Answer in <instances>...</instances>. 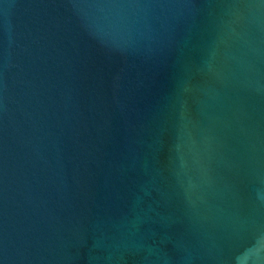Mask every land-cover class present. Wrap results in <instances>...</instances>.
Returning <instances> with one entry per match:
<instances>
[{
    "label": "water",
    "instance_id": "obj_1",
    "mask_svg": "<svg viewBox=\"0 0 264 264\" xmlns=\"http://www.w3.org/2000/svg\"><path fill=\"white\" fill-rule=\"evenodd\" d=\"M0 264H264V0H0Z\"/></svg>",
    "mask_w": 264,
    "mask_h": 264
}]
</instances>
